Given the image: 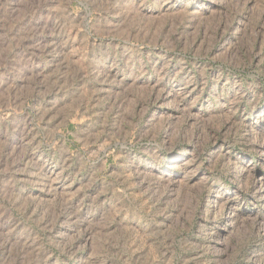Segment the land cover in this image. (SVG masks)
I'll return each mask as SVG.
<instances>
[{"label":"rangeland","instance_id":"obj_1","mask_svg":"<svg viewBox=\"0 0 264 264\" xmlns=\"http://www.w3.org/2000/svg\"><path fill=\"white\" fill-rule=\"evenodd\" d=\"M0 264H264V0H0Z\"/></svg>","mask_w":264,"mask_h":264}]
</instances>
